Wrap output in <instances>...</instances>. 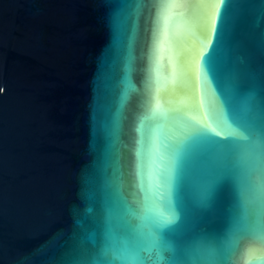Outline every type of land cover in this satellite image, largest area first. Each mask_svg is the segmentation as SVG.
Wrapping results in <instances>:
<instances>
[{
	"label": "water",
	"instance_id": "1",
	"mask_svg": "<svg viewBox=\"0 0 264 264\" xmlns=\"http://www.w3.org/2000/svg\"><path fill=\"white\" fill-rule=\"evenodd\" d=\"M0 264H264V0H0Z\"/></svg>",
	"mask_w": 264,
	"mask_h": 264
},
{
	"label": "snow or ice",
	"instance_id": "2",
	"mask_svg": "<svg viewBox=\"0 0 264 264\" xmlns=\"http://www.w3.org/2000/svg\"><path fill=\"white\" fill-rule=\"evenodd\" d=\"M213 62H214L213 56H208L207 58H205L204 64H205L206 70H208V71L213 70ZM233 122L236 123L238 126H243V125H241L240 121L238 120V118L235 115L233 116ZM212 131H214V129ZM217 135H219V133H217ZM197 136L199 139L208 140L210 142L216 143L215 141H211V137L209 136V133L206 130H200L197 133ZM232 144H233V142L230 141L228 145H225V147L230 148V147H232Z\"/></svg>",
	"mask_w": 264,
	"mask_h": 264
}]
</instances>
